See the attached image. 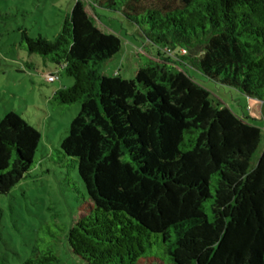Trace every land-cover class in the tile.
<instances>
[{
	"label": "trees",
	"instance_id": "trees-1",
	"mask_svg": "<svg viewBox=\"0 0 264 264\" xmlns=\"http://www.w3.org/2000/svg\"><path fill=\"white\" fill-rule=\"evenodd\" d=\"M76 0L52 40L20 31L28 54L60 66L71 86L49 103L79 105L60 155L75 164L88 203L67 230L83 264H264V131L234 116L164 49L186 52L206 78L264 99V0ZM119 13L155 55L133 78L102 65L121 42L89 9ZM154 48V49H153ZM39 133L0 119V195L34 165ZM63 232V231H61ZM49 242L21 264H60Z\"/></svg>",
	"mask_w": 264,
	"mask_h": 264
},
{
	"label": "rangeland",
	"instance_id": "rangeland-1",
	"mask_svg": "<svg viewBox=\"0 0 264 264\" xmlns=\"http://www.w3.org/2000/svg\"><path fill=\"white\" fill-rule=\"evenodd\" d=\"M75 1L0 0V119L13 112L39 133L30 172L7 194L0 195V264H21L34 247L41 249L51 241L56 242L54 250L60 264H83L68 253L65 235L88 200L75 164L58 153L79 105L58 108L49 103L56 89L71 86L73 80L63 74L60 66L28 54L20 44L21 30L30 37L40 35L52 40ZM80 1L91 7L88 0ZM88 9L95 24L121 42L118 54L102 65V73L133 78L139 67L153 59L155 51L144 48L143 34L119 13ZM161 52L208 92L212 104L218 103L234 116L245 118L263 133L264 99L247 98L204 77L185 58L186 54L173 57ZM48 75L57 79L47 82ZM263 145L262 136L254 157ZM148 256L157 258L159 264H168L160 251L152 250Z\"/></svg>",
	"mask_w": 264,
	"mask_h": 264
},
{
	"label": "built area",
	"instance_id": "built-area-1",
	"mask_svg": "<svg viewBox=\"0 0 264 264\" xmlns=\"http://www.w3.org/2000/svg\"><path fill=\"white\" fill-rule=\"evenodd\" d=\"M163 51H165L167 54H172L171 56H173V57H174V56H179V55H181V54H186V52H185L184 50H180L179 55L176 54V52H175L174 50H171V49H168V48L164 49ZM56 79H57L56 76L48 75V76L46 77V81H47V82H53V81L56 80Z\"/></svg>",
	"mask_w": 264,
	"mask_h": 264
},
{
	"label": "crops",
	"instance_id": "crops-1",
	"mask_svg": "<svg viewBox=\"0 0 264 264\" xmlns=\"http://www.w3.org/2000/svg\"><path fill=\"white\" fill-rule=\"evenodd\" d=\"M145 47H147V46L144 44V48H145ZM150 60H152V59H150Z\"/></svg>",
	"mask_w": 264,
	"mask_h": 264
}]
</instances>
